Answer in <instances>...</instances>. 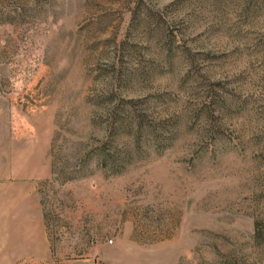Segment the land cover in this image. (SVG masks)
Listing matches in <instances>:
<instances>
[{"label": "rangeland", "instance_id": "1", "mask_svg": "<svg viewBox=\"0 0 264 264\" xmlns=\"http://www.w3.org/2000/svg\"><path fill=\"white\" fill-rule=\"evenodd\" d=\"M0 264H264V0H0Z\"/></svg>", "mask_w": 264, "mask_h": 264}, {"label": "trees", "instance_id": "2", "mask_svg": "<svg viewBox=\"0 0 264 264\" xmlns=\"http://www.w3.org/2000/svg\"><path fill=\"white\" fill-rule=\"evenodd\" d=\"M108 117L107 142L103 147L94 148L90 156L96 158L104 168L112 170L113 174L124 171L139 144L143 146L144 141L148 142L150 137L160 139L165 131L164 126H151L146 116L136 109V105L126 106L123 100L112 103ZM124 135L128 141L135 143V150L130 146L124 150Z\"/></svg>", "mask_w": 264, "mask_h": 264}]
</instances>
